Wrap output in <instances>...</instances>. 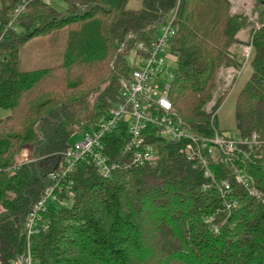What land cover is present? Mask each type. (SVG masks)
<instances>
[{"label": "trees", "instance_id": "1", "mask_svg": "<svg viewBox=\"0 0 264 264\" xmlns=\"http://www.w3.org/2000/svg\"><path fill=\"white\" fill-rule=\"evenodd\" d=\"M53 1L0 0V110L6 112L0 117V264H16L28 250L30 264H264V0H253L258 28L232 14L228 0H57L62 10ZM175 8L170 51L177 62L168 94L174 111L192 133L212 136L217 111L234 86L217 99L211 118L205 107L219 93V69L234 66L239 78L247 70L234 104L236 135L218 132L234 140L255 135L259 143L241 148L232 163L221 154L211 159L213 178L207 179L150 127L144 135L156 165L134 167L122 123L104 138V152L117 169L104 179L78 164L68 177L70 194L60 196L68 204H48L40 212L46 230L27 240V215L71 147L69 139L93 129L121 102L119 82L132 69L128 54L153 39ZM248 27L242 45H251V54L244 62L241 48H231ZM62 30H90L96 43L82 37L75 58L18 70L27 43ZM87 99L94 101L90 114L79 109ZM27 149L30 159L17 165ZM236 170L248 188L236 182ZM223 181L228 193L219 189Z\"/></svg>", "mask_w": 264, "mask_h": 264}, {"label": "built area", "instance_id": "2", "mask_svg": "<svg viewBox=\"0 0 264 264\" xmlns=\"http://www.w3.org/2000/svg\"><path fill=\"white\" fill-rule=\"evenodd\" d=\"M43 1L50 3L51 0ZM228 1L232 14H242L252 21L255 28L259 27L258 14L253 11L252 7L253 0L251 2L249 0ZM239 5L243 9L241 12L236 11ZM22 10L23 6L15 10L12 22ZM177 11L178 8H175L170 16L158 24L157 34L153 39L147 44L138 42L130 51L134 52L136 63L134 61L128 77L119 82L121 102L99 118L93 129L85 131L76 145L67 148L61 154L57 169L48 175L51 183L44 188L41 199L31 208L25 220L24 232L27 240L46 230V226L41 224L40 212H43L48 204H56L60 207L68 204L67 200L60 196L70 194L72 182L68 177L78 164L85 163L92 166L104 179L109 178L117 169L118 165L111 163L104 152V138L110 132L116 131L122 123L126 125L128 134L124 150L134 167H154L156 165L158 156L153 146L146 143V135H144L145 130L150 127L160 138L177 145L179 153L192 164V168H201L207 179L213 178L209 165L211 159L221 154L226 162L232 163L234 158L242 154L241 148L250 149L259 143L255 135L248 139L234 140L227 134L216 130L212 136H197L174 111L168 94L174 75L169 72V64L177 62L176 57L170 51L171 41L176 35ZM250 54L251 45H242L241 57L244 62L248 61ZM240 74L241 70L234 66L219 69L217 74L219 93H216L205 107L211 118L216 114L217 99L234 85ZM159 82L163 83L162 88ZM235 174L236 182L248 188L245 175L239 170H236ZM219 189L228 193L229 184L223 181ZM249 194L258 196L254 189H250ZM232 206L235 207L236 203L233 202ZM28 248L29 244H27ZM18 262L30 264L29 250L27 256Z\"/></svg>", "mask_w": 264, "mask_h": 264}, {"label": "rangeland", "instance_id": "3", "mask_svg": "<svg viewBox=\"0 0 264 264\" xmlns=\"http://www.w3.org/2000/svg\"><path fill=\"white\" fill-rule=\"evenodd\" d=\"M240 1L241 0H234ZM239 2V3H240ZM251 2V0H249ZM132 3V2H131ZM241 4V3H240ZM53 5L57 10H62L65 8V5L62 2L57 0L53 1ZM136 7L138 4H131L130 7ZM253 7V6H252ZM243 11L242 6H237L236 11ZM248 20V19H247ZM249 23L252 21L248 20ZM250 27L242 29L240 32L249 33ZM90 42L92 45L96 43L94 34L90 30L84 31L82 34H72L67 30L58 31L47 37L34 38L29 43H27L20 51L18 55V70L21 72H28L32 70L46 69L60 63H63L67 59L75 58V56L80 53L78 50L80 45V40L82 39ZM244 38V37H243ZM235 46L231 49L233 50ZM127 61L130 67L133 66L135 61L134 52H130L127 56ZM136 63V61H135ZM175 63L169 64V72H175ZM245 70V69H244ZM248 76L247 70H245L241 77L234 83V86L226 99L223 101V104L220 106L216 114V128L220 132H226L231 135H236V127L234 121V104L238 92L242 88ZM160 88L163 87V83L159 82ZM93 99H87L80 107L83 110V113L90 114L93 111ZM6 114L5 111L0 110V117ZM83 132H76L68 141V144L73 146L76 145L82 138ZM30 151L24 150L17 160L16 164L20 165L30 158ZM17 264H21L17 262Z\"/></svg>", "mask_w": 264, "mask_h": 264}, {"label": "crops", "instance_id": "4", "mask_svg": "<svg viewBox=\"0 0 264 264\" xmlns=\"http://www.w3.org/2000/svg\"><path fill=\"white\" fill-rule=\"evenodd\" d=\"M236 37L239 43L235 45V48H233V50L235 49L236 52L240 53L241 45L244 44L248 40V33H245V32L241 33L239 31Z\"/></svg>", "mask_w": 264, "mask_h": 264}, {"label": "water", "instance_id": "5", "mask_svg": "<svg viewBox=\"0 0 264 264\" xmlns=\"http://www.w3.org/2000/svg\"><path fill=\"white\" fill-rule=\"evenodd\" d=\"M108 80H110V78H109ZM108 80H107V81H108Z\"/></svg>", "mask_w": 264, "mask_h": 264}, {"label": "bare ground", "instance_id": "6", "mask_svg": "<svg viewBox=\"0 0 264 264\" xmlns=\"http://www.w3.org/2000/svg\"><path fill=\"white\" fill-rule=\"evenodd\" d=\"M218 114V113H217Z\"/></svg>", "mask_w": 264, "mask_h": 264}]
</instances>
